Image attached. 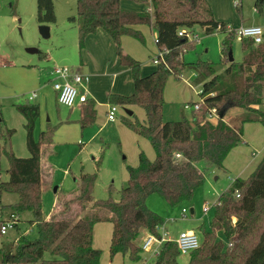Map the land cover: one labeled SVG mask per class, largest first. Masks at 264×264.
<instances>
[{"label":"trees","instance_id":"1","mask_svg":"<svg viewBox=\"0 0 264 264\" xmlns=\"http://www.w3.org/2000/svg\"><path fill=\"white\" fill-rule=\"evenodd\" d=\"M151 6L152 13L131 12L121 7V0H77L75 21L81 50L90 35L103 30L115 43L121 65L132 72L134 93L130 96L109 93L108 103L144 109L145 124L123 120L136 134L151 139L155 159L149 160L144 153L139 155L138 165L128 168L129 183L119 201L95 200L93 189L98 176L82 172L76 194L57 202L53 214L46 219L41 162L44 151L53 143L54 130L42 132L40 141L36 140L38 106H18L26 119L30 157L19 158L14 152H6L9 179L0 181V193L17 196L11 216L33 214L29 223L36 225L38 237L21 236L1 244L0 264H100L102 251L94 247V228L100 222L112 226V257L123 254L134 262L140 261L141 232L160 238L157 227L164 224L147 207L148 198L158 194L172 207L191 201L205 182L198 164L204 162L209 167L225 169L228 155L243 142V125L250 122L264 125V41L255 45L252 40L241 39L245 58L241 63L230 62L231 39L236 35L228 30L229 37L223 42L227 61L222 68L203 61L185 64L183 54L195 47V41L186 35L179 36L181 30L191 33L195 25H200L206 34H213L219 30L227 32L226 24L214 19L207 0H151ZM37 8L40 25L56 22L53 0H37ZM138 25L154 26L160 52H166L156 70L145 77L141 75L140 62L125 54L121 47L124 36L144 42L143 35L135 30ZM185 69L193 70L197 84L202 85L200 108L193 109L192 120L166 122L163 117L166 83L171 75L183 78L181 72ZM82 106L79 122L87 128L95 123L96 104L88 100ZM231 109L241 110L245 118L231 123L219 117L223 110L227 114ZM211 110L218 114L214 121L209 117ZM1 150L0 146V155ZM211 226L212 231L202 225L198 227L201 246L188 255L187 264H264V159L248 180H234L231 188L220 196ZM14 228L19 230L18 223ZM215 232L224 234L227 246L217 241ZM233 242L230 251L227 247ZM180 256L177 244L167 241L155 264H180Z\"/></svg>","mask_w":264,"mask_h":264},{"label":"rangeland","instance_id":"2","mask_svg":"<svg viewBox=\"0 0 264 264\" xmlns=\"http://www.w3.org/2000/svg\"><path fill=\"white\" fill-rule=\"evenodd\" d=\"M53 1L56 22L48 25L50 37L44 38L40 33L41 25L37 19V0H0V146L2 148L0 174L2 181L9 179L7 174L9 162L6 152H14L19 158L30 157L27 148L26 119L17 107L27 105V102L38 105L40 115L34 128L36 140L40 141L42 132L54 130L52 153L47 154L46 157L55 168L54 184L44 185L43 188V212L46 214L53 209L57 199L59 202L65 198V195L76 194L75 180L80 178L81 172L97 174L98 178L93 189L95 200L119 201L122 190L129 183L128 168L138 165L139 155L144 153L149 160L155 159L151 139L148 136L136 134L125 125L123 120L145 124L144 109L139 106H119L117 120L114 123L107 121L109 107L107 96L113 91L114 94L116 90L126 92L128 89L133 90L131 91L133 94L132 72L128 71L129 76L120 78L116 85L114 77L107 72L104 73L108 60L104 59L98 63L90 60L91 52H88L87 40L85 48L80 49L78 22L75 21L78 19L77 0ZM127 1L134 10H142L127 11L144 12L150 9V0ZM207 2L212 9L214 19L225 23L227 32L219 30L213 34H206L200 25H195L190 35L199 36V41H195V47H190L187 53L183 54V62L193 64L203 61L222 68L227 61V56L223 53V42L229 37L227 28L238 30L241 27L260 26L264 30V0H207ZM72 18L74 21L71 20ZM135 30L143 35L144 42L132 36H124L121 47L125 54L140 62L141 75L145 77L157 68L155 60L160 53L156 43L157 32L154 26L149 25H138ZM231 43L234 62H243L245 53L241 38L233 37ZM28 49H37L39 52L29 53ZM57 67L69 69L81 67L88 71L96 68V73L101 74L91 75L93 78L89 81V85L98 83V90L93 97L96 101L95 123L85 132L78 122L79 106L76 105L74 108L76 111L71 112L72 108L57 103L52 86V81L56 78L54 71ZM220 73H223V69H220ZM181 75H183L181 79L171 75L165 86L163 117L166 122L192 120L193 109L186 110L185 105L187 103L193 105L201 99L202 85L197 84L195 72L185 69ZM94 76L97 78L94 79ZM114 86H116L115 90L112 89ZM89 94H93L91 89ZM101 102L102 106L99 105ZM126 110L133 115H128ZM244 118L245 114L239 109H231L224 116V119L231 123ZM212 120L214 121L215 118ZM243 131V142L228 155L225 169L209 167L204 162L198 164L205 175V182L196 191L191 201L172 207L163 196L158 194L148 198L147 207L164 220L161 233H166L169 241H175L182 231L193 226L202 225L203 228L212 231L211 224L216 203L220 196L231 188L233 184L231 179L248 180L262 162L264 134L261 133L264 132V125L256 122L246 123L243 125ZM246 160H249L248 163L242 164ZM232 161L237 165L236 167H239V172H235L233 167L230 168ZM238 174L242 175L238 176ZM17 201L16 195L0 193V222L11 221L12 207ZM205 207L210 209L207 214L203 212ZM183 209L187 211L186 217L182 215ZM18 219L19 230L9 226L0 245L13 242L21 236L29 239L38 237L36 225L29 223L33 220L31 212L18 215ZM236 221L237 218L234 217L233 222ZM147 234V231L141 232L139 244ZM215 236L218 242L228 245L222 232H215ZM111 237V224L100 222L95 225L94 247L102 251L100 264H155V255L143 251L140 253L141 260L138 262L132 261L128 255L123 254L112 257ZM199 239L202 241L201 235ZM234 244L233 242L227 249L231 251ZM48 257L49 254L45 258ZM188 260V255H181L178 258L180 264H187Z\"/></svg>","mask_w":264,"mask_h":264},{"label":"built area","instance_id":"3","mask_svg":"<svg viewBox=\"0 0 264 264\" xmlns=\"http://www.w3.org/2000/svg\"><path fill=\"white\" fill-rule=\"evenodd\" d=\"M238 6V4H236ZM229 31H234L235 35L240 37L241 39H249L254 42L255 45H260L264 41V30L260 26H249V27H241L238 30H232L230 27H228ZM188 30H181L179 32V36H185L190 39L191 41H199V36L197 35H190ZM166 52H160L158 56H156L155 63L159 64L161 59H163ZM54 75L56 78L53 81V89L57 93V101L59 105L73 108L76 105H83L86 103L89 98L87 95V92L82 89V84L84 82V77L79 74L78 72L66 68V67H57L55 68ZM200 108V104H187L185 105V109H195L198 110ZM119 112V106L118 105H110L108 112H107V119L111 122L116 121L117 114ZM210 119L213 118L217 119L218 114L215 112V110H211V113L209 115ZM177 157L180 158V155L177 154ZM1 161V158H0ZM2 175L0 174V181H2ZM232 182H234L233 179H231ZM239 197V194H237ZM210 209L208 207H205L203 209V212L205 214L209 213ZM187 211L183 209L182 215L183 217H186ZM11 221H6L0 226V241L3 236L6 235L8 231L9 226H13L18 222L17 216H11ZM162 227V226H161ZM161 227H157V231L160 232L161 237L158 238L155 235L148 233L146 238L143 239L142 243L140 244L141 251L146 253H153L156 257L161 247L169 241L166 238V233H161ZM177 244L178 249L181 253V255H189L192 251L197 250L201 246V241L199 239V236L194 231H182L178 238L173 241Z\"/></svg>","mask_w":264,"mask_h":264},{"label":"crops","instance_id":"4","mask_svg":"<svg viewBox=\"0 0 264 264\" xmlns=\"http://www.w3.org/2000/svg\"><path fill=\"white\" fill-rule=\"evenodd\" d=\"M124 2V3H123ZM150 9L148 10L149 12L152 13V7H151V0H150ZM121 7L124 9V10H132V11H142V10H134L133 6H130V4L128 3L127 0H123L121 1ZM155 28V27H154ZM156 29V28H155ZM157 32V30H156ZM156 38H157V34H156ZM122 41V39H121ZM87 47H88V52H91V58L90 60H93L94 62L98 63V62H101L103 61L104 59H107L108 60V64L106 66V68L104 69V73L107 72V74L111 75L114 77V81L116 82V85L119 81V79L123 78L125 75L126 76H129V73L128 71H130L129 69L123 67L120 63V60H119V57L117 55V49H116V45L115 43L113 42V40L111 39V37L104 31H98L96 34H93V35H90L88 38H87ZM94 49V50H92ZM82 66L85 67L84 64H81ZM72 70L78 72L79 74H81L83 77H84V82L82 84V89L85 90L87 92V95L89 94V90L91 89L92 91V95H88V98L90 101H94L95 104H96V101L94 100L93 97H95V95L97 94V90H98V83H94L92 85H89V81L92 80L93 77H91V75H101L100 72L96 73V68H91L89 71L87 69H84V68H81V67H78V68H75ZM82 71V72H81ZM106 76V74H104ZM96 76H94V79L97 78ZM54 81V80H53ZM52 81V83H53ZM127 81H129V78H127ZM133 84H134V81H133ZM116 86H114L112 89L115 90ZM107 89V88H106ZM105 89V91H106ZM54 90V89H53ZM131 89H128L126 90V92L124 90H116V92L114 94H117V95H123V96H130L132 95L131 94ZM55 92V90H54ZM114 92V91H113ZM112 92V93H113ZM56 93V92H55ZM124 93V94H123ZM108 98V96H107ZM56 100H57V93H56ZM58 103V101H57ZM27 104H30L29 102H27ZM59 104V103H58ZM102 102L101 105L102 106ZM109 104V103H108ZM188 104V103H187ZM31 105V104H30ZM33 105V104H32ZM111 104H109L110 106ZM20 106V105H19ZM34 106H38V105H34ZM79 106L78 107V112L80 114V118H79V121L81 119V115H82V105H77ZM76 107V106H75ZM72 108V111L71 112H74L76 111V109L74 110V108ZM39 108V106H38ZM109 109V107L107 108ZM39 112H40V108H39ZM108 112V110H107ZM23 116V115H22ZM117 120V119H116ZM78 121V122H79ZM108 122H111L107 119ZM115 122V121H114ZM112 122V123H114ZM80 123V122H79ZM246 124V123H245ZM26 125V124H25ZM81 125V124H80ZM94 125V124H93ZM92 125V126H93ZM90 126V127H92ZM82 127V126H81ZM90 127H87V128H83L84 129V132L85 130H87L88 128ZM262 135L264 134V132L262 131L261 133ZM53 141H54V138H53ZM53 144V143H52ZM52 144L48 146V148L44 151V155H43V158H42V162H41V166H42V187L44 188V185H49V186H52L54 183L53 181V176L55 174V168L51 165V163L46 159L47 157V154L50 155L52 153ZM234 150V149H233ZM232 150V151H233ZM231 151V152H232ZM16 155V154H15ZM17 156V155H16ZM18 157V156H17ZM249 161V160H248ZM248 161L246 160L245 162H243L242 164H245V163H248ZM226 162V161H225ZM230 168L233 167V169L235 170V172H239L240 169L239 167H236L237 165L234 163V161H232L230 163ZM82 173V172H81ZM81 175V174H80ZM239 175H242V174H238ZM79 179V178H78ZM78 179L76 178L75 182L77 183V189H78ZM44 191V190H43ZM77 192V191H76ZM72 195H65V198H70ZM57 202H58V199L56 201V203L54 202V207L53 209L48 213H44V216L46 217V219H49L51 217V215L53 214L55 208H56V205H57ZM193 214H194V210H193ZM205 214V213H204ZM198 226H193L185 231H194L196 232ZM112 227V226H111ZM199 236V235H198ZM111 240V239H110ZM96 248V247H95Z\"/></svg>","mask_w":264,"mask_h":264},{"label":"water","instance_id":"5","mask_svg":"<svg viewBox=\"0 0 264 264\" xmlns=\"http://www.w3.org/2000/svg\"><path fill=\"white\" fill-rule=\"evenodd\" d=\"M40 33H41L42 37H44V38H49V37H50V27H49L48 25H41V27H40ZM28 52H29V53H38L39 51H38L37 49H28ZM229 61H230V62H234L233 55H232V51H230V53H229ZM126 112H127V114L130 115V116L133 115V113L130 112V111H127V110H126ZM225 114H226V110H223V111L219 114V117H220L221 119H223L224 116H225ZM56 190H57V189H56ZM191 212L193 213V210H192Z\"/></svg>","mask_w":264,"mask_h":264}]
</instances>
